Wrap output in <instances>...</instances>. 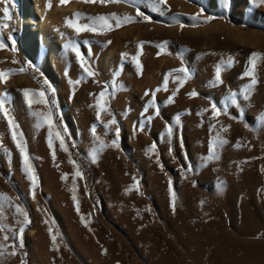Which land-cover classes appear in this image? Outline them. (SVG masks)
<instances>
[{
	"label": "rangeland",
	"instance_id": "374dc122",
	"mask_svg": "<svg viewBox=\"0 0 264 264\" xmlns=\"http://www.w3.org/2000/svg\"><path fill=\"white\" fill-rule=\"evenodd\" d=\"M39 4L53 57L0 0V264H264V0Z\"/></svg>",
	"mask_w": 264,
	"mask_h": 264
},
{
	"label": "bare ground",
	"instance_id": "6f19581e",
	"mask_svg": "<svg viewBox=\"0 0 264 264\" xmlns=\"http://www.w3.org/2000/svg\"><path fill=\"white\" fill-rule=\"evenodd\" d=\"M72 9L74 6H67V9H61V13L72 14ZM47 10L39 4V0H21L19 35L21 47L26 54L34 56L40 52L45 54L46 51V54L53 57L60 50L61 42L53 30L49 16L46 15ZM108 58L109 56L105 58L104 64L108 63ZM2 85L0 83V101L3 94Z\"/></svg>",
	"mask_w": 264,
	"mask_h": 264
}]
</instances>
